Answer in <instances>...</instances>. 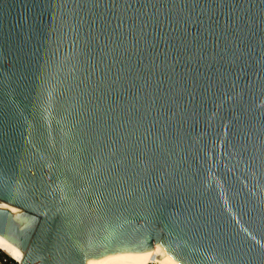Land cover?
Masks as SVG:
<instances>
[{
	"label": "water",
	"instance_id": "95a60500",
	"mask_svg": "<svg viewBox=\"0 0 264 264\" xmlns=\"http://www.w3.org/2000/svg\"><path fill=\"white\" fill-rule=\"evenodd\" d=\"M0 201L17 264H264V0H0Z\"/></svg>",
	"mask_w": 264,
	"mask_h": 264
},
{
	"label": "bare ground",
	"instance_id": "6f19581e",
	"mask_svg": "<svg viewBox=\"0 0 264 264\" xmlns=\"http://www.w3.org/2000/svg\"><path fill=\"white\" fill-rule=\"evenodd\" d=\"M0 204L3 205V206H6V207L12 208V209H16L15 207L6 205V204H4L1 201H0ZM0 251L3 252L4 254H6L9 258L14 260L16 263H20L21 260H22V255H21L20 259L18 260L16 258L12 257L11 255H9L1 246H0ZM113 264H170V263L167 262L166 260H164L163 258H161L154 251H151L150 255L148 256V258L146 260H142V261L124 260V261H120V262H115Z\"/></svg>",
	"mask_w": 264,
	"mask_h": 264
},
{
	"label": "trees",
	"instance_id": "16d2710c",
	"mask_svg": "<svg viewBox=\"0 0 264 264\" xmlns=\"http://www.w3.org/2000/svg\"><path fill=\"white\" fill-rule=\"evenodd\" d=\"M0 260H3L4 264H14L12 259L8 258V256L1 251H0Z\"/></svg>",
	"mask_w": 264,
	"mask_h": 264
},
{
	"label": "built area",
	"instance_id": "2783aa9c",
	"mask_svg": "<svg viewBox=\"0 0 264 264\" xmlns=\"http://www.w3.org/2000/svg\"><path fill=\"white\" fill-rule=\"evenodd\" d=\"M0 264H4V263H3V260H0Z\"/></svg>",
	"mask_w": 264,
	"mask_h": 264
},
{
	"label": "rangeland",
	"instance_id": "374dc122",
	"mask_svg": "<svg viewBox=\"0 0 264 264\" xmlns=\"http://www.w3.org/2000/svg\"><path fill=\"white\" fill-rule=\"evenodd\" d=\"M9 258V257H8ZM11 259V258H10ZM14 262V264H17L14 260H12Z\"/></svg>",
	"mask_w": 264,
	"mask_h": 264
}]
</instances>
